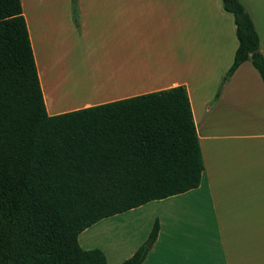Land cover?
Masks as SVG:
<instances>
[{
    "label": "crops",
    "instance_id": "crops-1",
    "mask_svg": "<svg viewBox=\"0 0 264 264\" xmlns=\"http://www.w3.org/2000/svg\"><path fill=\"white\" fill-rule=\"evenodd\" d=\"M21 3L50 116L179 85L191 101L205 164L196 189L206 185L211 215H115L81 232L82 248L121 264L158 221L143 264H264V82L247 61L214 100L239 45L233 15L222 6L226 14L204 38L190 37L192 21L170 0H78L79 27L71 0ZM258 15L264 53L261 6ZM180 29L184 44L200 46L195 64L170 55Z\"/></svg>",
    "mask_w": 264,
    "mask_h": 264
},
{
    "label": "trees",
    "instance_id": "trees-1",
    "mask_svg": "<svg viewBox=\"0 0 264 264\" xmlns=\"http://www.w3.org/2000/svg\"><path fill=\"white\" fill-rule=\"evenodd\" d=\"M222 4L239 45L215 101L247 61L264 82L251 14L240 0ZM204 171L185 85L50 116L21 0H0V264H107L81 232L196 189ZM159 230L121 264H143Z\"/></svg>",
    "mask_w": 264,
    "mask_h": 264
},
{
    "label": "rangeland",
    "instance_id": "rangeland-1",
    "mask_svg": "<svg viewBox=\"0 0 264 264\" xmlns=\"http://www.w3.org/2000/svg\"><path fill=\"white\" fill-rule=\"evenodd\" d=\"M240 1L244 4L251 16L257 17H255V19L257 24H259V6L264 8V0ZM170 5L174 9H176L175 7L178 8L179 17L186 15V17L192 21L194 31L189 34L190 37H211L212 27L217 21H219L222 13L226 14L222 8V0H170ZM230 16L232 17V15ZM175 21L179 23L180 19L175 18ZM261 28L263 29V26H261L260 29ZM262 29L261 32L264 36ZM183 36L184 33L181 29L173 34L174 41L171 45L170 55L173 61H177L176 63L184 64L189 61V64H195L198 57V51H200V46L197 44H184L181 40ZM188 76L193 81L199 79V76L196 74L190 73ZM224 77L225 75H223L221 82L224 81ZM227 82H225V84ZM225 84L223 85V88ZM119 215H143V221H146L150 215H211L209 192L206 185L203 184L199 189L191 190L166 200L151 202L140 208Z\"/></svg>",
    "mask_w": 264,
    "mask_h": 264
}]
</instances>
